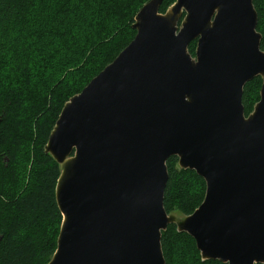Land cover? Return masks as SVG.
Masks as SVG:
<instances>
[{
    "label": "water",
    "instance_id": "water-1",
    "mask_svg": "<svg viewBox=\"0 0 264 264\" xmlns=\"http://www.w3.org/2000/svg\"><path fill=\"white\" fill-rule=\"evenodd\" d=\"M162 4L143 6L134 40L70 99L49 137L63 216L49 264H166L171 157L206 183L201 206L177 225L202 259L264 264V51L253 0H177L165 15ZM257 77L260 101L246 117L244 88Z\"/></svg>",
    "mask_w": 264,
    "mask_h": 264
},
{
    "label": "trees",
    "instance_id": "trees-1",
    "mask_svg": "<svg viewBox=\"0 0 264 264\" xmlns=\"http://www.w3.org/2000/svg\"><path fill=\"white\" fill-rule=\"evenodd\" d=\"M151 0H0V264H49L63 216L56 202L60 165L45 148L66 103L115 61L137 32ZM177 0H163L160 13ZM264 51V0H253ZM184 18V15H183ZM182 18V19H183ZM197 42L188 52L195 57ZM262 78L244 88L248 117L260 101ZM167 161L164 208L192 215L206 183ZM166 264L203 260L196 242L171 224L162 232Z\"/></svg>",
    "mask_w": 264,
    "mask_h": 264
},
{
    "label": "rangeland",
    "instance_id": "rangeland-1",
    "mask_svg": "<svg viewBox=\"0 0 264 264\" xmlns=\"http://www.w3.org/2000/svg\"><path fill=\"white\" fill-rule=\"evenodd\" d=\"M169 10V9H168ZM167 10V11H168ZM167 11H166V13H167ZM163 15H165V14H163ZM197 42V41H196ZM190 46V45H189ZM189 48V47H188ZM196 49H197V46H196ZM189 54H190V52H189ZM191 55V54H190ZM192 56V55H191ZM195 57H196V51H195ZM195 57H193L192 56V58H194L195 59ZM77 96V95H76ZM73 98V97H72ZM70 102V100L67 102V103H69ZM66 103V104H67ZM257 105V104H256ZM255 105V106H256ZM255 108V107H254ZM253 112H254V110H253ZM61 115V114H60ZM60 117V116H59ZM178 167L180 168V166H179V162H178ZM60 169H61V166H60ZM181 169V168H180ZM55 195H56V192H55ZM168 216L169 217H171L174 221H175V225L177 226L183 219H185V217L186 216H184L183 214H181L180 212H178V211H176V210H174L172 213H170V214H168ZM62 224H63V222H62ZM177 229H178V226H177ZM179 232V231H178ZM57 251V250H56ZM56 253V252H55ZM54 256V255H53ZM53 258V257H52ZM52 260V259H51ZM50 263V262H49Z\"/></svg>",
    "mask_w": 264,
    "mask_h": 264
},
{
    "label": "bare ground",
    "instance_id": "bare-ground-1",
    "mask_svg": "<svg viewBox=\"0 0 264 264\" xmlns=\"http://www.w3.org/2000/svg\"><path fill=\"white\" fill-rule=\"evenodd\" d=\"M65 219V218H64Z\"/></svg>",
    "mask_w": 264,
    "mask_h": 264
}]
</instances>
